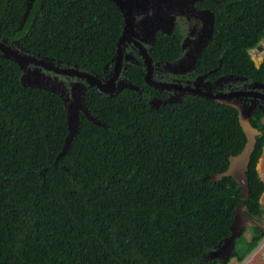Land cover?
<instances>
[{"label": "trees", "instance_id": "1", "mask_svg": "<svg viewBox=\"0 0 264 264\" xmlns=\"http://www.w3.org/2000/svg\"><path fill=\"white\" fill-rule=\"evenodd\" d=\"M195 3L214 13L195 72L218 67L216 74L264 83V59L257 66L250 53L264 37V0ZM26 8V0H2L0 37L103 74L124 24L113 0H33L19 27ZM182 37L179 25L158 29L150 55L179 57ZM143 70L133 66L128 75L146 92ZM20 75L18 63L0 53V264H219L209 253L231 233L242 195L231 176L206 175L223 171L246 141L235 106L186 93L154 108L130 87L114 95L87 88L86 106L102 124L80 112L78 130L58 155L68 134L64 101L22 85ZM263 115L256 109L251 116L261 132L245 203L255 215L264 212L257 169ZM263 236L264 228L245 227L243 249L225 264L242 260Z\"/></svg>", "mask_w": 264, "mask_h": 264}, {"label": "water", "instance_id": "2", "mask_svg": "<svg viewBox=\"0 0 264 264\" xmlns=\"http://www.w3.org/2000/svg\"><path fill=\"white\" fill-rule=\"evenodd\" d=\"M32 1L33 0H27V9L19 24V27H22ZM113 1L120 8L125 21L123 32L117 42V50L110 60V63L115 62L116 66L119 65L122 61V46L127 37L131 40L134 39V37L136 36L139 37L140 42L138 44L143 45V49H146L144 45L146 43L149 45L147 49H150L151 45L153 44L156 31L160 29L164 32H169L170 29L174 26L176 18L178 16H182L183 14H185L186 16H190L192 13V15L194 14L196 17H201L202 24L197 37L193 39V41L196 42L195 52H193L192 49H189L185 51V53L177 61H175L174 63H170L169 67L173 71H190V69L194 66L198 53L201 52L202 48L212 37L214 13L208 8L199 9L195 5V1L198 0ZM184 44L185 41L182 42V48L184 47ZM147 49L143 52L141 60L138 59L139 63L143 65L146 70L144 79L145 81L152 83L156 87L163 88V85H165L163 82H160L158 80H148V77L152 74L153 62ZM0 53L2 56L13 59L18 63L22 72L20 75V81L24 86L44 88L50 91H54L61 96V94L59 93V88L64 90L63 87H65V85L63 87L61 86L62 81L58 79V74H67L70 76L77 77L71 87V96L73 97L72 100L67 102V97L61 96L64 101L65 108L67 110L68 134L65 137L63 148L61 149L58 155L66 151L72 136L78 130L80 112H83L93 122L102 124L101 120L96 115L91 113L86 106L83 95L85 85L86 83H88L89 85H95L100 92L106 95H114L116 89L110 90L107 85H110L109 83L113 84V82H115V74L109 79H100L94 75L95 73L83 67H78L77 65L64 64L65 66H62L63 64H61L60 61H56L54 65V61L52 59L46 56L33 54L28 51L23 46L20 38H13L12 40H9L8 38L0 39ZM30 62H33L35 64H41L46 69L55 72V77L45 75L43 71L38 67L34 69H31L30 66L25 67V65ZM110 63L105 64L104 70L107 66L110 65ZM256 65L258 66V64ZM117 70L118 68L116 67L115 73ZM44 75L48 78L53 79L52 85H47L39 80V78L44 77ZM87 75L95 77V80H88ZM26 78L31 80L26 82ZM82 79H85V81H82ZM218 79L219 78H217V81ZM122 82L123 83L119 87H117V90L121 89L123 86L138 89V86L133 84L131 81L122 79ZM254 84L264 87L263 82L250 83V85ZM175 88L179 89V93L182 91L185 93L197 94L228 104L230 103L224 101L222 99V96L227 95L230 97L239 93L251 94V92H253V90H247L246 88H243L239 90H231L229 92L220 91L219 93L211 94L196 89L193 84L182 85L181 83L176 85ZM67 94L69 98V91L67 92ZM178 95L179 94H177V96ZM175 99L179 98L175 97ZM254 107L255 105L254 103H252L250 105L244 106L243 108H238V119L246 135V141L242 149L235 154L229 155L228 165L223 171L206 175L214 181L220 180L223 176H231L240 186V193L242 195L241 200L237 204L235 215L231 223V233L229 234V236L225 237L222 241H220L209 253L212 257L218 258L219 264H225L227 257L231 253L235 252V239L236 237L242 234L245 227L249 225H256L261 227L260 223L256 220L257 215L249 214V208L245 203V199L248 197V164L250 161L251 153L253 152L255 147L256 136L261 132V130L254 126L251 122V116L254 111ZM263 119L264 115L262 116L261 120L263 121ZM262 154L263 150L257 162V169L259 166V161L263 156Z\"/></svg>", "mask_w": 264, "mask_h": 264}, {"label": "flooded vegetation", "instance_id": "3", "mask_svg": "<svg viewBox=\"0 0 264 264\" xmlns=\"http://www.w3.org/2000/svg\"><path fill=\"white\" fill-rule=\"evenodd\" d=\"M32 3H33V1H32ZM32 3L28 9L27 14L29 13L30 8L32 7ZM195 5L197 6L196 3H195ZM1 6H2V0H0V8H1ZM198 8L199 9H207V7H198ZM208 9H210V8H208ZM25 12H26V10H25ZM23 16H24V14H23ZM26 17H27V15H26ZM123 19H124V17H123ZM192 19H194L193 20L194 24L188 29V34H184L185 32H182V34H183L182 41H181L182 53L179 57H177L173 60H162V59H153L152 56L150 55L152 58L153 67H152V74H151V76L148 77V80H151V81L158 80L160 82H163L165 85H163L164 86L163 88H160V87H156L152 83L145 81L147 84H149L148 88L145 89L146 92H142L139 88L135 89L139 93V98H142L143 95H145L147 102L150 104V106H152L154 108H158L160 106V104H165L168 102H174V101L181 100V96L183 94H186V93L182 92V91L179 93V89L175 88V86L178 85L179 83H181L182 85L193 84L196 89L203 91V92L211 93V94L212 93L216 94V93H219L220 91L229 92L231 90H239V89L246 88L247 90H253V92H251V94L239 93L237 95H232L230 97L225 95V96H222V99L224 101L229 102L231 105L235 106L237 108V110L239 107L243 108L244 106L250 105L252 103H254V105H255V107L253 109L254 111L256 109L264 110V87L256 85V84L250 85L251 82L257 83V82H261V81H259L257 79H252V78L248 79L245 75H242L240 73H237V74L236 73H217L216 74L218 67H214L213 69H210V70H207L204 72H200V73L197 72L196 73L195 72V65H196V61H197L200 53H198L196 61L194 63V66L190 69V71H185V72L176 71L175 72L169 67V64L177 61L185 53V51L192 49V51L195 52V46H196L195 43L196 42H194L193 39L195 37H197V35L199 33V29H200L201 24H202V19H201V17H196L194 14L192 15V13L190 16H186L185 14H183L181 22H184V21L190 22V20H192ZM176 22L177 21H175V24L170 29V31L166 32V33H170L173 30V28L175 27V25H178V24H176ZM177 23H179V22H177ZM124 24H125V21H124ZM124 24H123V28H124ZM122 32H123V29L121 31V34H122ZM121 34H120V36H121ZM2 38H4V37H0V39H2ZM12 39H10V40H12ZM183 41H185V44H184V47L182 48V42ZM139 42H140V38L137 36L134 37V39H132V40L127 37V39H125V42L123 43V46H122V61L120 62V64L116 66L115 62L110 63V61H109L107 63H110V65L107 66L105 68V70H103V74H98V73L94 74L96 77H98L100 79H109L110 77H113V75L115 74V76H116L115 82H113V84L109 83L110 85H107L110 88V90L116 89L115 93L125 87V86H123L121 89L117 90V87H119L123 83L122 79L127 80V81H131V79H130L131 75H128V72H129L131 67L138 66L139 68H143L144 69L143 70L144 71L143 72V79L145 78L146 70H145L144 66L139 63L138 59L141 60V56H142L143 52L147 49V47L149 45L145 43L144 45H145L146 49H143V45H139L138 44ZM255 47L260 50V49H263L264 46L262 44L258 43ZM150 49H147L149 54H150ZM50 59H52V58H50ZM53 61H54L53 64L55 65L56 61L55 60H53ZM61 64H63V63H61ZM29 66L31 69L38 67L43 71V73L45 75L55 77V72L46 69L41 64H35L33 62H30V63L25 65V67H29ZM62 66H65V65L63 64ZM116 67L118 68V70L115 73ZM45 75H44V77L39 78V80L42 81L43 83L47 84V85H52L53 79L48 78ZM199 76H201V77H199ZM217 78H219L218 81H217ZM58 79L62 81V84H61L62 87L65 85V87H63L64 90L59 88V93L61 94L62 97H67L66 98L67 102L72 100L73 97L71 96V87L73 85V82L77 79V77L76 76H70L67 74L66 75L65 74H58ZM87 79L90 81H94L95 77H93L91 75H87ZM29 80H31V79H28V78L25 79L26 82H28ZM82 81H85V79H82ZM150 86H152V88ZM87 88L95 89L98 92H100L95 85H89L88 83H86L85 90L83 93L84 101H85V93L87 91ZM56 91H58V90H56ZM68 91H69V95H70L69 98L67 96ZM100 93H102V92H100ZM177 94H179V95L177 96ZM175 97L179 98V99H175ZM169 99H171V100H169ZM259 168H260V170H262V168L260 166H259ZM249 214H252V213H249Z\"/></svg>", "mask_w": 264, "mask_h": 264}, {"label": "rangeland", "instance_id": "4", "mask_svg": "<svg viewBox=\"0 0 264 264\" xmlns=\"http://www.w3.org/2000/svg\"><path fill=\"white\" fill-rule=\"evenodd\" d=\"M181 20H182V16H178L175 21L180 23L179 24L176 22L179 25L182 32H185L184 34H188V29L194 24V22H193L194 19L190 20V22H187V21L181 22ZM259 43L264 46V37L260 40ZM253 48H250L251 56L254 59L255 64H259L264 59V47H263V49H260L261 51L259 49H257L256 47H255V49H253ZM253 52H254V55H252ZM263 123H264V119H263ZM262 158H264V154H263ZM260 198H261V201H260L261 205L264 208V192H262V195ZM256 220L260 223L261 227L264 228V212H262L260 215L258 214ZM240 236L236 237L235 251H237L238 249H239L238 251L243 249V242H242L243 238L242 237L240 238ZM257 249L258 250L260 249V250L257 251L256 254H254V256L251 255ZM263 249H264V241H262L259 244V246L255 247L253 250H251L249 253H247L242 260H238L236 257H231L228 264H244L246 262V260L249 259L251 256H252V258L250 259L251 264H264V253L261 252V250L264 252Z\"/></svg>", "mask_w": 264, "mask_h": 264}, {"label": "bare ground", "instance_id": "5", "mask_svg": "<svg viewBox=\"0 0 264 264\" xmlns=\"http://www.w3.org/2000/svg\"><path fill=\"white\" fill-rule=\"evenodd\" d=\"M262 164H264V158H261V160H260V162H259V166L262 168ZM263 170V169H262ZM263 172H264V170H263ZM264 174V173H263ZM260 250V249H259ZM258 249L257 250H255L256 252L257 251H259ZM264 250V249H263ZM253 252L251 255H253L254 256V254H256V252ZM261 252L263 253V251L261 250ZM252 258V256L249 258V259H247L246 260V262L244 263V264H251V262H250V259Z\"/></svg>", "mask_w": 264, "mask_h": 264}, {"label": "crops", "instance_id": "6", "mask_svg": "<svg viewBox=\"0 0 264 264\" xmlns=\"http://www.w3.org/2000/svg\"><path fill=\"white\" fill-rule=\"evenodd\" d=\"M263 154H264V148H263ZM262 154V155H263ZM262 169L264 170V164H262ZM258 171L260 172V176L263 178V180H264V172L262 171V170H260V168H259V166H258ZM264 192V191H263ZM260 201H261V198H260Z\"/></svg>", "mask_w": 264, "mask_h": 264}, {"label": "built area", "instance_id": "7", "mask_svg": "<svg viewBox=\"0 0 264 264\" xmlns=\"http://www.w3.org/2000/svg\"><path fill=\"white\" fill-rule=\"evenodd\" d=\"M253 49H255V47L253 48ZM258 49V48H257ZM261 51V50H260ZM252 55H254V52H253V54ZM262 241H264V237H263V239H262ZM264 253V252H263Z\"/></svg>", "mask_w": 264, "mask_h": 264}, {"label": "clouds", "instance_id": "8", "mask_svg": "<svg viewBox=\"0 0 264 264\" xmlns=\"http://www.w3.org/2000/svg\"><path fill=\"white\" fill-rule=\"evenodd\" d=\"M262 239H263V238H262ZM261 242H262V240L259 242V244H260ZM259 244H258L257 246H259ZM257 246H256V247H257Z\"/></svg>", "mask_w": 264, "mask_h": 264}]
</instances>
